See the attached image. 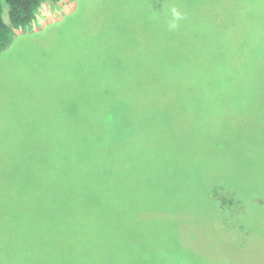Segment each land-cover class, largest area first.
I'll list each match as a JSON object with an SVG mask.
<instances>
[{
    "label": "rangeland",
    "instance_id": "1",
    "mask_svg": "<svg viewBox=\"0 0 264 264\" xmlns=\"http://www.w3.org/2000/svg\"><path fill=\"white\" fill-rule=\"evenodd\" d=\"M83 1L62 0L54 12L43 5L32 30L0 53V130L52 145L115 130L125 146L81 161L82 191L59 205L54 196L52 220L0 222V264H264V207L223 221L195 208L179 236L169 221L142 220L202 206L215 184L264 188V72L250 84L226 80L204 109L166 103V19L150 24L153 0ZM153 71L159 89L141 93ZM117 111L167 121L100 124Z\"/></svg>",
    "mask_w": 264,
    "mask_h": 264
},
{
    "label": "trees",
    "instance_id": "2",
    "mask_svg": "<svg viewBox=\"0 0 264 264\" xmlns=\"http://www.w3.org/2000/svg\"><path fill=\"white\" fill-rule=\"evenodd\" d=\"M61 1L4 0L8 19L5 22L0 0V53L13 43L17 31L27 33L32 30L43 5L52 12L59 11ZM153 1L149 3L150 24L161 17L166 19L162 32L166 34L167 57L164 83L161 84L166 103L179 98V105L184 108L193 102L195 109L197 104L204 109L213 104L214 95H221L226 80L240 79L250 84L256 74L264 72V0ZM173 8L182 15L175 21V28L169 26ZM87 36L85 41L97 38ZM111 70H116V66ZM159 81V74L153 71L150 87L141 85L139 91L155 92L159 89ZM198 96L206 99L199 100ZM172 105L175 106V101ZM166 119L163 112L153 111L142 117L117 111L109 112L99 122L103 126L112 123L121 126L135 123L165 125ZM91 132L95 134H82L81 141L52 145L34 142L30 131L0 130V222L52 220L56 207L61 204V196L82 191L81 179L76 174L81 171L78 169L81 161H91L95 157L103 161L105 151L125 146L121 144L124 135L119 142L115 140L120 134L115 130ZM89 151L92 153L81 157L83 152ZM224 185H213L208 198L202 199V206L181 209L182 214L177 217L174 215L177 208H173L165 209L158 217L145 215L142 220L169 221L179 236L181 223L194 218L195 208L204 213L208 207L214 220L221 218L223 221L228 215H236L235 211L264 207V188L261 186L241 187L239 182L231 188ZM69 215L66 213L67 217Z\"/></svg>",
    "mask_w": 264,
    "mask_h": 264
},
{
    "label": "clouds",
    "instance_id": "3",
    "mask_svg": "<svg viewBox=\"0 0 264 264\" xmlns=\"http://www.w3.org/2000/svg\"><path fill=\"white\" fill-rule=\"evenodd\" d=\"M171 14H172L173 20H172V22H170V25H169V26H170L171 28H175V27H176V23H175V21L181 19V18H182V15H181V13H180L179 11H177L175 8H173V9L171 10Z\"/></svg>",
    "mask_w": 264,
    "mask_h": 264
}]
</instances>
